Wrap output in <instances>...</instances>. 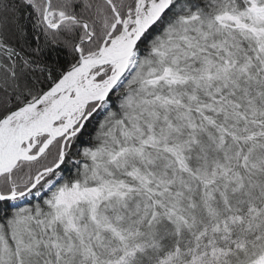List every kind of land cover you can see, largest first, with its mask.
Wrapping results in <instances>:
<instances>
[{
  "label": "snow or ice",
  "instance_id": "1",
  "mask_svg": "<svg viewBox=\"0 0 264 264\" xmlns=\"http://www.w3.org/2000/svg\"><path fill=\"white\" fill-rule=\"evenodd\" d=\"M0 264H264V0H0Z\"/></svg>",
  "mask_w": 264,
  "mask_h": 264
}]
</instances>
